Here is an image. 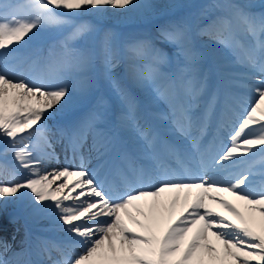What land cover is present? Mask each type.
I'll use <instances>...</instances> for the list:
<instances>
[{"label":"snow or ice","instance_id":"6c2138e0","mask_svg":"<svg viewBox=\"0 0 264 264\" xmlns=\"http://www.w3.org/2000/svg\"><path fill=\"white\" fill-rule=\"evenodd\" d=\"M154 7L151 0H0V207L27 203L63 233L59 244L37 238L33 251L47 260L8 257L10 246L0 241V264H264V162L258 171L250 166L217 178L228 162L264 159V12L212 0L195 29L178 23L159 30L158 43L170 51L150 39L128 45L137 62L132 85L164 105L146 117L133 87L109 75L119 119L136 131L140 155L124 153L114 168L98 163L90 170L82 155L74 167H47L58 157L46 121L92 87L98 29L81 17L112 9L142 15ZM197 37L217 46L207 67ZM34 42L46 45L38 74L22 67L21 51ZM101 53L115 67L112 34L104 35ZM213 75L218 86L209 94ZM103 120L95 110L60 130L74 155L91 139L103 160L112 146ZM214 126L226 145L209 142Z\"/></svg>","mask_w":264,"mask_h":264},{"label":"bare ground","instance_id":"6f19581e","mask_svg":"<svg viewBox=\"0 0 264 264\" xmlns=\"http://www.w3.org/2000/svg\"><path fill=\"white\" fill-rule=\"evenodd\" d=\"M179 0H151V2L155 5V9H153L150 13H146V14H128V15H124L121 14L120 10H116V9H112L109 10L108 12H106L104 15L102 16H96L98 17V19L96 20L97 24H102L104 23L103 21L105 20H110V19H116L117 21H120L122 23L124 22H128L129 20H131L132 16H136V19L142 20L141 22H138L137 24L140 27H144V26H148L146 24V19H149L150 17L156 15L155 13L157 12V10H159V12H165V11H170L172 9H174V7H170V4H178ZM191 1V0H190ZM258 4H260L261 6V0L256 1ZM200 7H197L195 10L197 11V13H200ZM154 14V15H153ZM154 25H157V27L162 26L160 25V22H155ZM152 24V26H154ZM150 40L155 42V39L150 37ZM196 45L197 47L201 48V50L206 51V53L208 54L210 49L217 47L211 40H209L208 38H205V40H203L200 37L196 38ZM40 49V47L38 48V50ZM30 51H32L33 49H29ZM125 50H127V48H120L118 54V58H120L123 61V65L126 68L128 64L127 59H126V53ZM96 59L99 60V64H103L102 67L99 66V72L101 73L102 77L105 79V77H107L106 75H109L110 71L106 69V64L104 62V58L103 55L101 53V50H99L96 54ZM124 72V69L122 70ZM239 73H242L245 71V69L243 68V70H236ZM107 80V79H106ZM108 82V81H107ZM107 82L105 84L104 82V86L105 88H107ZM128 86H132L133 90L135 91L136 95L138 98H141L143 101H145L147 103V105L150 107L149 109L151 110L152 113H155L157 111H162V109H160L158 107V105H156V103H154L151 100V95L149 91H146L144 89H138L135 88L134 85H132V81L128 82ZM108 89V88H107ZM109 90V89H108ZM110 100L112 102V106L115 105L116 107H118V105L115 103L114 101V95L110 94ZM57 115V114H56ZM59 118L62 119V116H60ZM49 130V128H48ZM49 132V131H48ZM130 138H133L134 135L133 134H128ZM54 145L55 148V155H56V144L55 141H51ZM0 147H2V145H0ZM9 160V168L11 169V163H12V157L9 155L8 157ZM58 162L54 161V166L50 167L49 163L47 165L48 169H52V168H58ZM225 196V198L231 200L233 203L236 204V200L232 197L227 196V194H222ZM14 199V198H13ZM241 209L243 210L242 204H241ZM0 219H5V222L7 223L9 221V228L11 229H6V231H12L14 229H21L23 231H28L29 228L31 227V224L33 222H36L37 225L42 228L44 231H54L53 235H57V236H61L63 237V233H60L58 231H55L53 229L52 223L49 219H47L46 217H39V216H34L31 213V209L28 207L27 203H21V202H10L8 203L5 207H0ZM14 219V223L12 224L11 220ZM11 223V225H10ZM6 231H3V233H5ZM37 238H41L44 240H48V236L47 233L41 234V235H37Z\"/></svg>","mask_w":264,"mask_h":264},{"label":"rangeland","instance_id":"374dc122","mask_svg":"<svg viewBox=\"0 0 264 264\" xmlns=\"http://www.w3.org/2000/svg\"><path fill=\"white\" fill-rule=\"evenodd\" d=\"M200 0H196L195 2H192L193 4H196V3H198ZM191 3V4H192ZM190 4V0H179L178 1V6H176V7H174V9H177V8H179V7H187L188 5ZM153 9H155V8H153ZM173 10V9H172ZM158 13L160 14V15H163V11L162 12H159V10H157V12L155 13L156 15H158ZM162 13V14H161ZM154 15V14H153ZM84 21H86L85 19H83ZM136 20V16L134 15V16H132L131 17V20H129V22L132 24V25H130L128 28H127V30L126 31H124V32H121L120 33V35H122L123 33V36H124V38H123V36L121 37V39H119V40H122V41H124V42H130V41H133V40H135L136 38H137V32L136 31H138L137 30V27H135V21ZM111 21H114V22H117V23H122V22H120V21H117L116 19H112ZM96 26V25H95ZM97 27V29H98V34L95 36V38H94V40L91 42V45L93 44V45H95V43H96V41H97V38L99 37V33H100V29H101V31L102 30H105L106 28L105 27H98V25L96 26ZM108 29H111L112 31H113V29L114 28H112V27H109ZM146 30V29H145ZM139 32V31H138ZM115 36H117L118 35V31H117V29H116V31H115ZM139 35V34H138ZM118 44H119V42H117Z\"/></svg>","mask_w":264,"mask_h":264}]
</instances>
